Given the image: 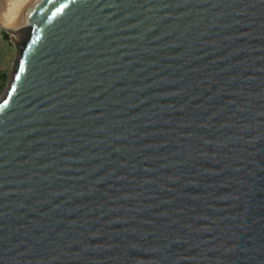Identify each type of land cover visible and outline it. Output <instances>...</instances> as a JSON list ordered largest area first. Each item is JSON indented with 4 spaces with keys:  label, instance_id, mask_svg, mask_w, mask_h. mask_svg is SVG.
Wrapping results in <instances>:
<instances>
[{
    "label": "water",
    "instance_id": "obj_1",
    "mask_svg": "<svg viewBox=\"0 0 264 264\" xmlns=\"http://www.w3.org/2000/svg\"><path fill=\"white\" fill-rule=\"evenodd\" d=\"M17 19L0 264H264V0H28Z\"/></svg>",
    "mask_w": 264,
    "mask_h": 264
},
{
    "label": "rangeland",
    "instance_id": "obj_2",
    "mask_svg": "<svg viewBox=\"0 0 264 264\" xmlns=\"http://www.w3.org/2000/svg\"><path fill=\"white\" fill-rule=\"evenodd\" d=\"M14 32V31H13ZM13 32H6L0 29V96L7 86L13 61L16 56L15 41L22 37L16 36Z\"/></svg>",
    "mask_w": 264,
    "mask_h": 264
},
{
    "label": "bare ground",
    "instance_id": "obj_3",
    "mask_svg": "<svg viewBox=\"0 0 264 264\" xmlns=\"http://www.w3.org/2000/svg\"><path fill=\"white\" fill-rule=\"evenodd\" d=\"M28 0H3L0 6V22L15 28L16 36H23V29L18 21V15Z\"/></svg>",
    "mask_w": 264,
    "mask_h": 264
},
{
    "label": "snow or ice",
    "instance_id": "obj_4",
    "mask_svg": "<svg viewBox=\"0 0 264 264\" xmlns=\"http://www.w3.org/2000/svg\"><path fill=\"white\" fill-rule=\"evenodd\" d=\"M17 79H19V76H17Z\"/></svg>",
    "mask_w": 264,
    "mask_h": 264
},
{
    "label": "trees",
    "instance_id": "obj_5",
    "mask_svg": "<svg viewBox=\"0 0 264 264\" xmlns=\"http://www.w3.org/2000/svg\"><path fill=\"white\" fill-rule=\"evenodd\" d=\"M2 87V86H1ZM1 87H0V89H1Z\"/></svg>",
    "mask_w": 264,
    "mask_h": 264
}]
</instances>
